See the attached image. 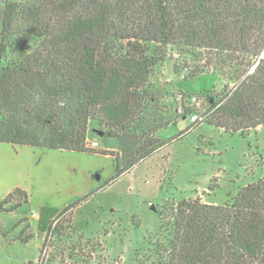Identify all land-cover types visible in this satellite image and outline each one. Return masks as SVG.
I'll return each instance as SVG.
<instances>
[{
	"label": "trees",
	"instance_id": "obj_1",
	"mask_svg": "<svg viewBox=\"0 0 264 264\" xmlns=\"http://www.w3.org/2000/svg\"><path fill=\"white\" fill-rule=\"evenodd\" d=\"M8 32L40 40L0 75V142L83 151L88 121L99 115L121 135L147 138L159 126L141 117L146 83L170 44L198 55L193 75L234 71L236 86L213 99L205 121L232 130L264 124V0L7 2L0 54ZM151 134L124 160L113 155L112 179L164 145ZM165 222L172 232L161 264H264L263 179L230 205L181 200Z\"/></svg>",
	"mask_w": 264,
	"mask_h": 264
},
{
	"label": "rangeland",
	"instance_id": "obj_2",
	"mask_svg": "<svg viewBox=\"0 0 264 264\" xmlns=\"http://www.w3.org/2000/svg\"><path fill=\"white\" fill-rule=\"evenodd\" d=\"M21 1L0 0V40L3 7ZM39 40L6 33L0 75ZM197 58L170 44L154 65L141 117L159 126L145 139L152 133L164 145L115 179L113 155L124 160L147 140L121 135L100 115L88 121L83 151L0 142V264H161L174 205H230L242 187L264 180V124L232 130L205 121L213 99L237 81L229 67L193 75Z\"/></svg>",
	"mask_w": 264,
	"mask_h": 264
},
{
	"label": "built area",
	"instance_id": "obj_3",
	"mask_svg": "<svg viewBox=\"0 0 264 264\" xmlns=\"http://www.w3.org/2000/svg\"><path fill=\"white\" fill-rule=\"evenodd\" d=\"M91 144H92V145H96V143H95V142H92Z\"/></svg>",
	"mask_w": 264,
	"mask_h": 264
},
{
	"label": "water",
	"instance_id": "obj_4",
	"mask_svg": "<svg viewBox=\"0 0 264 264\" xmlns=\"http://www.w3.org/2000/svg\"><path fill=\"white\" fill-rule=\"evenodd\" d=\"M261 56H264V52H263V55H261Z\"/></svg>",
	"mask_w": 264,
	"mask_h": 264
}]
</instances>
